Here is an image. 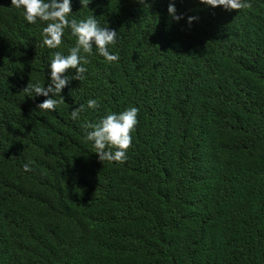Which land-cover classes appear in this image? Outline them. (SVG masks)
Instances as JSON below:
<instances>
[{"label": "trees", "instance_id": "16d2710c", "mask_svg": "<svg viewBox=\"0 0 264 264\" xmlns=\"http://www.w3.org/2000/svg\"><path fill=\"white\" fill-rule=\"evenodd\" d=\"M248 2L71 0L69 20L118 32L119 60L81 51L83 81L47 111L23 89L76 37L41 47L48 22L0 0V264H264V0ZM130 107L127 160L101 162L81 125Z\"/></svg>", "mask_w": 264, "mask_h": 264}, {"label": "clouds", "instance_id": "9594fccd", "mask_svg": "<svg viewBox=\"0 0 264 264\" xmlns=\"http://www.w3.org/2000/svg\"><path fill=\"white\" fill-rule=\"evenodd\" d=\"M83 8H88L91 0H79ZM144 4L145 0H138ZM200 3L211 7H223L226 10L240 11L251 8L252 5L248 0H200ZM11 6L22 8L24 19L29 24H35L37 20L48 22L42 30L41 47L49 49L59 48L63 42L64 30L69 28L76 42L69 49L68 55L56 52L51 58L50 82L47 87L40 86L38 83L33 84L31 81L23 92L29 93L30 97L44 96L46 99L37 104L39 110L55 111L59 101L54 99L55 96L61 95L62 90L68 86L70 79L83 81L84 73L87 69L82 64L89 61L86 57L80 55L81 51L91 54L95 46L98 54L105 58L109 63L119 60V56L109 51V45H115L117 42L116 30L107 26L101 27L94 15L77 21L75 18L69 20L68 16L73 13L71 0H11ZM169 15L174 20L179 21L182 16L176 15V8L173 2H170L167 9ZM196 17H189V24ZM69 69H75L76 74L68 77L65 73ZM34 93V95H32ZM61 99H64L61 96ZM87 107L97 109L99 104L97 100L90 99ZM84 111V106L74 108L71 111V118L75 121L79 119L80 113ZM139 109L130 107L123 112L110 113L101 117L97 122H88L81 125L85 130V139L93 142L95 153L101 162L124 163L127 160V151L132 145V135L138 120ZM25 171H30L28 164L24 165Z\"/></svg>", "mask_w": 264, "mask_h": 264}]
</instances>
